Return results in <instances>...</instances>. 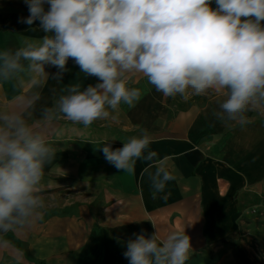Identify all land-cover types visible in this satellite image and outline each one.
<instances>
[{
  "label": "crops",
  "instance_id": "crops-1",
  "mask_svg": "<svg viewBox=\"0 0 264 264\" xmlns=\"http://www.w3.org/2000/svg\"><path fill=\"white\" fill-rule=\"evenodd\" d=\"M28 15L23 0H0V51L46 35L39 21L31 26L35 31L18 22ZM66 68L61 82L50 78L57 69L48 65L50 77L36 75L45 80L37 117L68 85L99 82L71 58ZM129 86L142 92L135 107L122 103L89 127L59 116L45 129L56 149L40 186L45 207L31 224L0 233V264H129L126 242L142 231L151 236L153 225L161 236L185 230L193 249L186 264H237L223 240L240 231L264 248V106L251 107L243 125L225 126L213 115L226 98L221 91L164 97L141 74L132 75ZM31 88L29 76L0 84V109ZM141 129L148 130L157 157L138 160L131 174L117 170L101 147L122 148ZM159 161L176 176L165 188L167 200L151 197L148 173ZM248 248L259 250L257 244Z\"/></svg>",
  "mask_w": 264,
  "mask_h": 264
},
{
  "label": "clouds",
  "instance_id": "clouds-1",
  "mask_svg": "<svg viewBox=\"0 0 264 264\" xmlns=\"http://www.w3.org/2000/svg\"><path fill=\"white\" fill-rule=\"evenodd\" d=\"M29 15L19 23L39 21L46 35L39 41L0 51V84L29 76L32 88L0 109V233L14 231L42 216L44 169L56 157L45 129L59 116L89 127L109 117L123 103L135 107L142 96L130 87L141 74L164 97L186 98L221 91L226 98L213 113L225 126L243 125L251 107L264 106V0H23ZM47 5V8H46ZM71 58L85 77L62 90L51 106L36 108L48 78L45 65L61 82ZM35 74V75H33ZM147 129L122 148L101 147L117 170L134 173L138 160L154 161ZM152 199L167 200L165 188L176 179L164 161L149 172ZM162 194V195H161ZM142 231L126 242L129 264H186L192 251L185 230L161 236Z\"/></svg>",
  "mask_w": 264,
  "mask_h": 264
},
{
  "label": "trees",
  "instance_id": "trees-1",
  "mask_svg": "<svg viewBox=\"0 0 264 264\" xmlns=\"http://www.w3.org/2000/svg\"><path fill=\"white\" fill-rule=\"evenodd\" d=\"M256 238L244 234V232H237L227 236L223 243L234 250L237 264H262L261 260L251 257L247 246H254ZM264 264V263H263Z\"/></svg>",
  "mask_w": 264,
  "mask_h": 264
},
{
  "label": "rangeland",
  "instance_id": "rangeland-1",
  "mask_svg": "<svg viewBox=\"0 0 264 264\" xmlns=\"http://www.w3.org/2000/svg\"><path fill=\"white\" fill-rule=\"evenodd\" d=\"M256 244L259 246V250L256 253L251 252V251H249V252H250L252 258L261 260V262L263 264L264 263V248L261 247V244L258 242V240L254 242V246H256ZM254 246L249 245V246H247V248L248 247H254ZM248 250H249V248H248Z\"/></svg>",
  "mask_w": 264,
  "mask_h": 264
}]
</instances>
